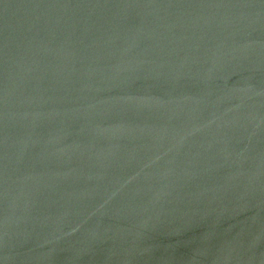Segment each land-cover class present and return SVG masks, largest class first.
<instances>
[{
	"label": "water",
	"instance_id": "water-1",
	"mask_svg": "<svg viewBox=\"0 0 264 264\" xmlns=\"http://www.w3.org/2000/svg\"><path fill=\"white\" fill-rule=\"evenodd\" d=\"M0 264H264V0H0Z\"/></svg>",
	"mask_w": 264,
	"mask_h": 264
}]
</instances>
